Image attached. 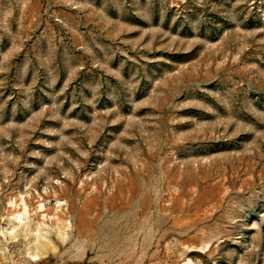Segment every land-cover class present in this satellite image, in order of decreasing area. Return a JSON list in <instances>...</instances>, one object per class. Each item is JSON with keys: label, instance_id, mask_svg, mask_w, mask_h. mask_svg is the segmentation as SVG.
Returning a JSON list of instances; mask_svg holds the SVG:
<instances>
[{"label": "rangeland", "instance_id": "rangeland-1", "mask_svg": "<svg viewBox=\"0 0 264 264\" xmlns=\"http://www.w3.org/2000/svg\"><path fill=\"white\" fill-rule=\"evenodd\" d=\"M0 264H264V0H0Z\"/></svg>", "mask_w": 264, "mask_h": 264}]
</instances>
